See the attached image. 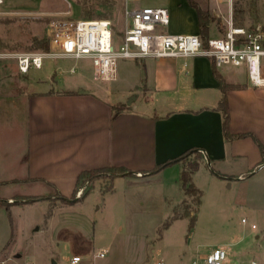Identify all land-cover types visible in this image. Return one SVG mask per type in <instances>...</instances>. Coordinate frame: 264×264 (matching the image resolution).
<instances>
[{
  "label": "rangeland",
  "instance_id": "rangeland-1",
  "mask_svg": "<svg viewBox=\"0 0 264 264\" xmlns=\"http://www.w3.org/2000/svg\"><path fill=\"white\" fill-rule=\"evenodd\" d=\"M196 1L204 10L217 2ZM234 1L245 13L250 7L253 16H257L255 20L261 21L255 11H259L262 0ZM157 2L160 3L159 0L130 1L128 6L155 7ZM3 7L7 15L0 18L2 52L43 51L33 48V39L47 40L50 21L67 10L74 20L110 21L116 49L122 44L127 28L123 0H4L0 8ZM160 63L147 59L144 65L142 61L120 59L115 82L95 81L92 62L86 59H46L42 69L32 68L27 74L33 90L70 88L75 80L83 78L90 88L116 90L112 100H126L125 104L142 111L147 100L153 99L159 108L166 106L167 98L171 103L172 94L163 91L148 95L140 91L132 93L141 85V78L145 80L147 74L162 70ZM15 72L13 61L0 63V80ZM221 72L231 82L247 80L242 68L223 67ZM180 165L167 168L163 184L152 180L135 186L126 180L116 187L114 183L113 192L104 194L106 182L97 181L82 201L72 204L40 200L11 209L27 202L5 200L7 207L0 206V264H72L75 256L81 258L79 264H193L218 247L227 249L235 262L263 260L264 170L259 169L249 180L228 181L214 176L209 166V170L202 168L197 182L203 195L196 208V197L186 196L182 188ZM240 166L241 163L228 162L218 168L239 172ZM3 191L6 195L2 196H7L8 192L0 186V194ZM29 192L35 195L42 191L37 187ZM18 194L19 190L13 191V195ZM175 210L187 214L165 228ZM194 215L196 222L190 230ZM101 250L109 252L104 259L96 258Z\"/></svg>",
  "mask_w": 264,
  "mask_h": 264
},
{
  "label": "crops",
  "instance_id": "crops-1",
  "mask_svg": "<svg viewBox=\"0 0 264 264\" xmlns=\"http://www.w3.org/2000/svg\"><path fill=\"white\" fill-rule=\"evenodd\" d=\"M1 1L2 5L4 0ZM262 1L259 11L254 8L259 22L250 7L245 13L234 0L232 3L222 0L210 3L206 10L216 20L210 24L208 40L223 37L229 21L235 27L253 29L264 19ZM159 2L155 7L167 9L170 16L169 25L158 27L160 31L201 37L197 9L188 0ZM67 12L72 16L69 10L58 14L64 16ZM5 15L4 7L0 8V18ZM146 60L135 62L142 61L145 65ZM156 61H161L162 70L147 74L145 80L141 78V85L132 93L140 91L148 95L163 91L173 97L171 103L167 98L166 106L160 108L153 99L147 100L146 109L142 111L130 103L125 104L126 100H112L116 90L90 88L83 78L75 80L70 88L58 90H33L28 74H22L18 69L15 74L0 80V186L8 192L7 196H2L6 195L3 191L0 199L13 201L17 196L53 195L56 190L71 197L82 171L106 167H124L137 174L136 177L116 178L115 187L119 182L127 181L135 186L152 180L163 184L167 168L156 174L144 172L152 171L193 148L201 149L205 157L192 176L198 189L197 174L208 166L211 170L217 167L218 173L226 176L228 181L249 180L263 171L261 152L254 139L247 137L227 142L223 115L217 110L222 93L215 69L228 83L242 86L227 93L231 133H252L264 146V88L249 82L246 68L232 67L242 68L247 80L231 82L222 74L223 67L217 68L207 58ZM122 105L126 106V111L116 113V108ZM228 162L241 163L239 172L218 168ZM27 179L31 180L11 183ZM37 187L42 192L30 194L29 191ZM45 188L52 191L49 193ZM15 190H19L18 195H13ZM32 204H17L11 209Z\"/></svg>",
  "mask_w": 264,
  "mask_h": 264
},
{
  "label": "built area",
  "instance_id": "built-area-1",
  "mask_svg": "<svg viewBox=\"0 0 264 264\" xmlns=\"http://www.w3.org/2000/svg\"><path fill=\"white\" fill-rule=\"evenodd\" d=\"M123 1L127 28L118 49L113 44L110 21L74 20L69 17L70 12H67L64 16L55 17L48 25L50 50L0 51V63L11 60L22 74H27L32 68L42 69L46 59H90L96 81L114 82L118 78L120 59L136 61L203 57L211 60L217 68L245 67L250 83L264 88V19L253 29L235 27L229 21L228 30L223 37L210 38L204 45L198 35L160 31L158 27L168 26L170 22L167 9L151 6L130 8L128 3L138 0ZM1 3L0 0V5ZM83 192L84 189L81 188L77 197L82 196ZM108 254V250H101L96 258L104 259ZM80 262L81 258L78 256L72 259V264ZM193 264H264V259L235 262L227 249L218 247L202 255Z\"/></svg>",
  "mask_w": 264,
  "mask_h": 264
},
{
  "label": "trees",
  "instance_id": "trees-1",
  "mask_svg": "<svg viewBox=\"0 0 264 264\" xmlns=\"http://www.w3.org/2000/svg\"><path fill=\"white\" fill-rule=\"evenodd\" d=\"M189 3L191 4L192 7L197 9L198 16H199V25H200V30H201V39L204 43V45L207 44L208 38H209V29H210V24L211 22L215 21V17H213L210 13L209 10H204L202 9L195 0H188ZM33 48L37 50H43V51H48L50 49L49 42L47 40H38V39H33ZM214 74L216 78L219 80V88L222 93V97L220 100V103L217 107V110L221 111L223 115V132L225 136V140L227 142H232L237 139H243L247 137H252L256 144L258 145L260 152H261V164H264V146L263 144L253 135L252 133H244V134H232L230 131V109H229V104H228V97L227 93L230 90L234 89H240L242 86L240 85H234L228 83L225 78L220 74L218 70H214ZM126 106H118L116 108V113H121L122 111H126ZM194 157V159H191ZM204 154L201 149L198 148H193L188 151H186L184 154L179 156L178 158H175L173 160H170L166 162L163 165L157 166L155 169L149 172H144V174H156L160 172L161 170L168 168L174 164L177 163H184L185 164V169L183 170L181 174V182H182V188L185 192L186 196H195L196 200V208L200 204L201 197H202V192L199 190L195 184L193 183L192 176L195 172H197L200 168L201 162L204 160ZM213 173L222 178L226 179L227 177L214 171ZM249 174V173H248ZM251 174V172H250ZM126 176H132L136 177L137 174L129 171L128 169L124 167H106V168H99V169H92V170H86L82 171L76 181V185L73 191V194L71 197H67L63 194H61L59 191L56 190L55 194L53 195H38V196H17L15 197L16 201L18 202H27V203H34L40 200H58L61 201L64 204H72L75 202L82 201L91 191L94 189V184L97 181H103L106 182V186H104L102 189V192L104 194L106 193H111L114 190V181L118 177H126ZM31 179H27L25 181L22 180H15L12 181L11 183H21V182H28ZM85 185H88L87 188L84 189V192L80 198H77L76 195L78 191L83 188ZM8 202L5 200L0 199V206H6L7 207ZM173 217L165 223V228H168L171 224L172 221L181 219L183 218L186 214L187 211L179 214L176 210L174 211ZM195 215L191 218L190 221V230L194 228L196 219Z\"/></svg>",
  "mask_w": 264,
  "mask_h": 264
}]
</instances>
